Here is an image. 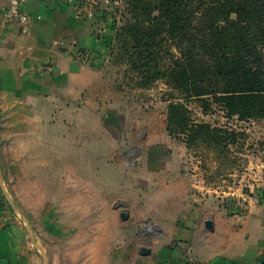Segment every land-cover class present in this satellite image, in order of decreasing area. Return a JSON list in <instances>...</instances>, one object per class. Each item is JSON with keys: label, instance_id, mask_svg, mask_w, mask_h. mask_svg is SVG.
Here are the masks:
<instances>
[{"label": "crops", "instance_id": "crops-1", "mask_svg": "<svg viewBox=\"0 0 264 264\" xmlns=\"http://www.w3.org/2000/svg\"><path fill=\"white\" fill-rule=\"evenodd\" d=\"M8 4L0 0V264H43L5 190L48 264H264V150L246 151L239 174L229 166L218 182L217 171L189 168L183 144L160 130L147 134L145 160L118 159L133 133L106 127L117 117L97 93L120 0H25L24 36L2 22Z\"/></svg>", "mask_w": 264, "mask_h": 264}, {"label": "trees", "instance_id": "trees-1", "mask_svg": "<svg viewBox=\"0 0 264 264\" xmlns=\"http://www.w3.org/2000/svg\"><path fill=\"white\" fill-rule=\"evenodd\" d=\"M110 62L132 72L140 88L158 80L178 93L168 100L167 132L200 140L226 160L236 131L192 121L216 105L227 120L264 121V0H121ZM232 167H235L234 164Z\"/></svg>", "mask_w": 264, "mask_h": 264}, {"label": "rangeland", "instance_id": "rangeland-1", "mask_svg": "<svg viewBox=\"0 0 264 264\" xmlns=\"http://www.w3.org/2000/svg\"><path fill=\"white\" fill-rule=\"evenodd\" d=\"M123 5L120 0L119 9L117 11V21L121 20ZM120 25V22H119ZM104 87L97 94L102 96L105 112L116 116V120L105 123L107 128L121 130L123 133L132 132L133 138H123L118 159L121 162H131L138 164L147 158L146 146L147 134L153 130L167 132V105L168 100L178 97V93L167 86L164 80H158L149 88H140L132 72L126 70V66L121 63H109L106 66ZM97 102L96 100H93ZM186 103L192 121L195 123L206 122L212 126H217L224 129L236 131L238 135L243 134L239 139V148L229 146L230 152L227 154L226 160L217 156V153L212 147L205 146L200 140H195L194 144H190L192 150H187L185 141L180 137V140L169 135L168 139L178 140L185 148V163L192 167L198 165L210 173L217 171L216 174H221L222 170L234 164L237 174L246 162V151L255 152L264 150V121H248L240 122L235 118L227 120L223 113L216 105L212 106L210 114H203L198 100H190ZM105 127V128H106ZM91 128H95L92 124ZM240 133V134H239ZM127 134H125V137ZM170 143L168 142L167 145ZM163 146H166V144ZM248 153V152H247ZM188 154V155H187ZM212 169V170H211ZM192 174V170L189 169ZM219 176L215 175L212 182H218ZM220 181V180H219ZM6 195L10 197L8 191ZM13 203H15L13 201Z\"/></svg>", "mask_w": 264, "mask_h": 264}, {"label": "built area", "instance_id": "built-area-1", "mask_svg": "<svg viewBox=\"0 0 264 264\" xmlns=\"http://www.w3.org/2000/svg\"><path fill=\"white\" fill-rule=\"evenodd\" d=\"M25 0H9L8 8L2 15L3 23L16 22L18 24L19 35L24 36L29 31L31 18L21 11Z\"/></svg>", "mask_w": 264, "mask_h": 264}, {"label": "water", "instance_id": "water-1", "mask_svg": "<svg viewBox=\"0 0 264 264\" xmlns=\"http://www.w3.org/2000/svg\"><path fill=\"white\" fill-rule=\"evenodd\" d=\"M0 181H1V169H0ZM5 197H6V200L8 201V203L10 204V206L13 208V210H14V211H15V212H16V213H17V214L23 219V221H24V223H25V225H26V227H27V230H28V232H29V234H30V236H31V238H32V241H33V243H34L36 249L39 251V253H40V255H41L42 259H43V264H48V262H47V258H46V255H45L44 251L41 249V247L37 244V242H36V240H35V237H34V235H33V232H32V230H31V228H30V226H29V223H28L27 220L23 217V214L21 213V211L19 210V208L15 205V203H13V201L9 198V196L6 195V193H5ZM120 218H121L122 220H126V219H127V214H126V212H122V213L120 214ZM205 226L209 229V228L211 227V223H210V222H207V223L205 224ZM141 252H142L143 255H147V254H148V251L145 250V249H143Z\"/></svg>", "mask_w": 264, "mask_h": 264}]
</instances>
